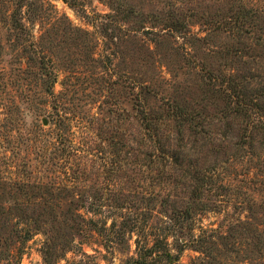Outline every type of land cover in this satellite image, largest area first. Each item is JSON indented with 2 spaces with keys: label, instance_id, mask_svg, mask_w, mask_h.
Wrapping results in <instances>:
<instances>
[{
  "label": "rangeland",
  "instance_id": "rangeland-1",
  "mask_svg": "<svg viewBox=\"0 0 264 264\" xmlns=\"http://www.w3.org/2000/svg\"><path fill=\"white\" fill-rule=\"evenodd\" d=\"M263 123L264 0H0V264H264Z\"/></svg>",
  "mask_w": 264,
  "mask_h": 264
},
{
  "label": "trees",
  "instance_id": "trees-1",
  "mask_svg": "<svg viewBox=\"0 0 264 264\" xmlns=\"http://www.w3.org/2000/svg\"><path fill=\"white\" fill-rule=\"evenodd\" d=\"M31 45H33V44H31ZM263 125H264V123L261 126H259V127L262 128V129H264V126ZM135 263L136 264H140L142 262L140 260H136Z\"/></svg>",
  "mask_w": 264,
  "mask_h": 264
}]
</instances>
